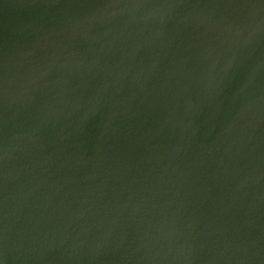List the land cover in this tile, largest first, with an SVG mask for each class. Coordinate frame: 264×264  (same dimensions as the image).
<instances>
[{
    "label": "water",
    "instance_id": "1",
    "mask_svg": "<svg viewBox=\"0 0 264 264\" xmlns=\"http://www.w3.org/2000/svg\"><path fill=\"white\" fill-rule=\"evenodd\" d=\"M0 264H264V0H0Z\"/></svg>",
    "mask_w": 264,
    "mask_h": 264
}]
</instances>
